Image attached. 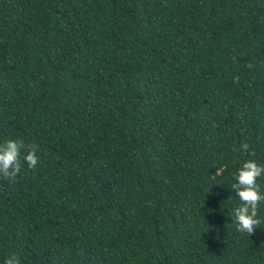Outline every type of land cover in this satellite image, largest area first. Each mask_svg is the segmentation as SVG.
I'll list each match as a JSON object with an SVG mask.
<instances>
[{
    "label": "trees",
    "instance_id": "obj_1",
    "mask_svg": "<svg viewBox=\"0 0 264 264\" xmlns=\"http://www.w3.org/2000/svg\"><path fill=\"white\" fill-rule=\"evenodd\" d=\"M13 138L0 264H264L230 189L264 164V0H0Z\"/></svg>",
    "mask_w": 264,
    "mask_h": 264
},
{
    "label": "clouds",
    "instance_id": "obj_2",
    "mask_svg": "<svg viewBox=\"0 0 264 264\" xmlns=\"http://www.w3.org/2000/svg\"><path fill=\"white\" fill-rule=\"evenodd\" d=\"M25 147L22 140L14 138L5 139L0 143V177L14 178L20 172L23 163H26L28 168L37 166L39 155L35 146H28L27 151L22 153ZM248 148L247 144L240 146L241 151ZM262 175L264 164L257 163L254 159L242 161L234 173L230 189L238 203L232 209L231 220L241 233L251 234L262 222L257 214L259 202L264 201V192L260 191V185L257 183ZM228 199H231V194ZM4 264H20V260L15 254H11L5 258Z\"/></svg>",
    "mask_w": 264,
    "mask_h": 264
}]
</instances>
